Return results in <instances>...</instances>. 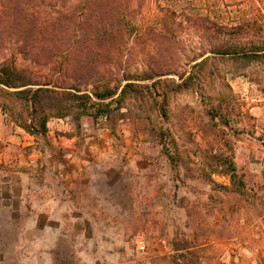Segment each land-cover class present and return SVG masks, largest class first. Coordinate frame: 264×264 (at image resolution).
Instances as JSON below:
<instances>
[{
    "label": "rangeland",
    "instance_id": "374dc122",
    "mask_svg": "<svg viewBox=\"0 0 264 264\" xmlns=\"http://www.w3.org/2000/svg\"><path fill=\"white\" fill-rule=\"evenodd\" d=\"M167 7L0 0L19 70L89 93L144 78L112 120L51 119L45 139L0 112L39 157L12 188L0 165V264H264V55L212 54L213 29Z\"/></svg>",
    "mask_w": 264,
    "mask_h": 264
},
{
    "label": "trees",
    "instance_id": "16d2710c",
    "mask_svg": "<svg viewBox=\"0 0 264 264\" xmlns=\"http://www.w3.org/2000/svg\"><path fill=\"white\" fill-rule=\"evenodd\" d=\"M163 2L169 7L160 8V15H156L161 18L163 24L166 22L173 24L184 19L187 22H199L198 25L204 30L206 26L213 29L212 54L240 58L264 55V40H254L257 33L264 31L262 0H163ZM101 31L102 29L99 31L102 36ZM17 55H21L22 58L18 60L17 57L20 56H13L10 59L4 55L0 57V112L34 139L47 137V124L51 119L72 117L76 123L83 117L112 120L114 112L121 110L127 92L135 86L129 81L144 80L142 76L130 75L126 77L127 83L119 92L118 88L104 87L102 90L95 89L89 93L76 86L60 87L50 80L42 82L37 77L19 70L15 64L17 60L22 62L26 53L19 52ZM3 96L11 98L18 107L13 109ZM226 174L230 176L232 186H236L237 175L233 164H230ZM243 186L239 179L236 190L239 191ZM181 257L184 264H191L192 261H189L186 255Z\"/></svg>",
    "mask_w": 264,
    "mask_h": 264
},
{
    "label": "crops",
    "instance_id": "0c3cea01",
    "mask_svg": "<svg viewBox=\"0 0 264 264\" xmlns=\"http://www.w3.org/2000/svg\"><path fill=\"white\" fill-rule=\"evenodd\" d=\"M11 126L3 117H0V165L9 169L7 179L9 188L13 187L15 177L19 176V181L23 177L21 169L24 170L27 166H34L39 158L35 157V150L29 154L23 152L25 148L31 147L33 143L26 142L25 137L14 132ZM18 129L33 140V137L20 128Z\"/></svg>",
    "mask_w": 264,
    "mask_h": 264
}]
</instances>
